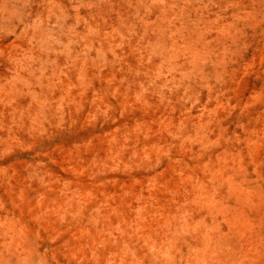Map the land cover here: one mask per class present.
Instances as JSON below:
<instances>
[{"label":"rangeland","instance_id":"1","mask_svg":"<svg viewBox=\"0 0 264 264\" xmlns=\"http://www.w3.org/2000/svg\"><path fill=\"white\" fill-rule=\"evenodd\" d=\"M0 264H264V0H0Z\"/></svg>","mask_w":264,"mask_h":264}]
</instances>
